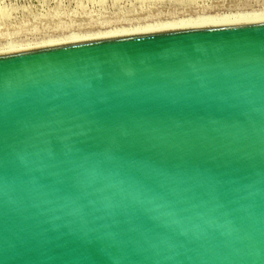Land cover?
Returning a JSON list of instances; mask_svg holds the SVG:
<instances>
[{
    "label": "water",
    "instance_id": "1",
    "mask_svg": "<svg viewBox=\"0 0 264 264\" xmlns=\"http://www.w3.org/2000/svg\"><path fill=\"white\" fill-rule=\"evenodd\" d=\"M0 264H264V19L0 52Z\"/></svg>",
    "mask_w": 264,
    "mask_h": 264
},
{
    "label": "rangeland",
    "instance_id": "2",
    "mask_svg": "<svg viewBox=\"0 0 264 264\" xmlns=\"http://www.w3.org/2000/svg\"><path fill=\"white\" fill-rule=\"evenodd\" d=\"M242 15L264 0H0V52Z\"/></svg>",
    "mask_w": 264,
    "mask_h": 264
},
{
    "label": "bare ground",
    "instance_id": "3",
    "mask_svg": "<svg viewBox=\"0 0 264 264\" xmlns=\"http://www.w3.org/2000/svg\"><path fill=\"white\" fill-rule=\"evenodd\" d=\"M259 19H264V15L263 16H235V17H218L217 18H199V19H195L192 22L189 23H182L180 25H176V26H171V27H160V28H154V29H144L142 30V32L144 31H149V30H155V29H170V28H179V27H187V26H196V25H209V24H228V23H237V22H244V21H251V20H259ZM124 34V33H123ZM114 35V34H113ZM116 35V34H115ZM105 36V35H103ZM111 37V36H110ZM83 39V38H82ZM85 39V38H84ZM81 40V39H80Z\"/></svg>",
    "mask_w": 264,
    "mask_h": 264
}]
</instances>
